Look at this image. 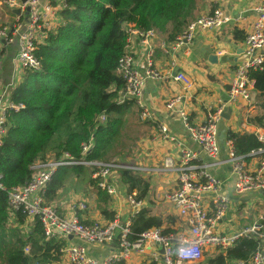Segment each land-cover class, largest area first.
<instances>
[{
    "label": "built area",
    "instance_id": "obj_1",
    "mask_svg": "<svg viewBox=\"0 0 264 264\" xmlns=\"http://www.w3.org/2000/svg\"><path fill=\"white\" fill-rule=\"evenodd\" d=\"M254 21L251 23L243 39L244 59L232 71L228 81L226 104L251 105L253 80L251 75L264 70V0H253ZM0 7L9 12L11 20L0 23V49L14 48L11 58L12 67L21 76L25 70H36L39 61L35 56V46L43 39V30L53 28L59 20L58 14L65 7L63 0H28L22 4L20 0H0ZM14 12H18L15 14ZM221 9L204 14L190 22L184 31L172 43L174 48L193 41L197 31H206L226 24ZM126 34L124 53L118 61L116 73L124 80L125 88L117 102L123 104L132 101L139 109L143 121L153 118L150 109L142 103V95L147 80L160 78V74L152 68L150 62L151 42L157 39V31H138L133 25L123 26ZM138 43L147 49L146 66L143 72L138 69L134 59L132 46ZM172 71V67L170 68ZM166 77L180 83L183 90L192 87L191 80L183 73ZM18 84V83H17ZM12 81L2 93L3 107L0 108V145L5 134V110L13 107L9 97L17 85ZM179 96L167 101L165 107L175 113L187 133L189 139L198 148L197 152L177 143L165 126L159 127V138L166 143L176 144L174 159L165 157L154 167L128 165L117 161L87 162L86 154L90 145L82 148L80 160H74L63 154L57 160L36 161L31 166V176L27 183L4 191L0 183V191L6 195L8 215L13 219L23 214L27 223L37 220L47 239L59 238L65 243L60 249L61 261L67 264H118L126 262L133 255L147 258L151 264H195L203 257L206 249L212 252L225 251L241 238H252L264 241L262 228L252 225L231 233L218 230V223L229 211V199L223 192L224 180L216 177L211 170L228 167V176L233 178V189L241 196L250 192H264V132L255 136L261 148L249 155V159L235 154L232 143L223 137L224 155L220 157L218 124L221 121L222 107L208 108L202 123L191 124L186 113L177 109ZM99 121H104L101 116ZM96 166L92 179L97 187L110 196H116L111 176L119 171H130L135 174L170 173L174 176V189L165 193V200L178 218L179 224L171 233L164 234L161 229L154 228L142 233L134 242H129L128 235L132 219L142 209V201L136 199V193H125L124 203L129 209L127 218H113L106 223H84L78 212H85L87 206L83 202L70 200L64 208L58 205L45 204V190L52 176L61 167ZM77 239L87 245L109 247L111 250L103 259L96 260L86 255L82 246L72 244L69 240ZM112 247V248H111ZM27 252V249H25ZM262 247L256 250L247 261H232L226 264H263Z\"/></svg>",
    "mask_w": 264,
    "mask_h": 264
},
{
    "label": "trees",
    "instance_id": "obj_2",
    "mask_svg": "<svg viewBox=\"0 0 264 264\" xmlns=\"http://www.w3.org/2000/svg\"><path fill=\"white\" fill-rule=\"evenodd\" d=\"M63 1L58 23L43 30V39L35 46L39 68L25 70L10 92V103L18 109L5 110V134L0 145V183L4 191L27 183L31 166L45 160L47 152H51L52 160L66 153L78 161L82 148L90 145L87 162L109 161L120 140L125 114L133 105L132 101L117 102L125 88L116 73L126 45L123 26L131 24L141 32L157 31L166 44H172L190 23L192 10L200 0ZM251 78L256 113L248 115L246 123L264 129V70L254 72ZM226 138L235 154L245 159L261 148L254 134L228 130ZM96 170L94 165L61 167L46 187L45 204L57 203L65 181L73 177L94 188L99 212L111 220L113 212L108 202L112 198L92 179ZM118 173L127 193L135 192L138 201L148 199L147 180L130 171ZM4 191H0V264H59L65 242L47 239L37 220L26 226L23 214L11 219ZM148 204L132 219L129 242L154 228L164 234L173 232L175 218L154 215L153 203L149 200ZM260 244L259 240L241 238L208 263L247 262Z\"/></svg>",
    "mask_w": 264,
    "mask_h": 264
},
{
    "label": "crops",
    "instance_id": "obj_3",
    "mask_svg": "<svg viewBox=\"0 0 264 264\" xmlns=\"http://www.w3.org/2000/svg\"><path fill=\"white\" fill-rule=\"evenodd\" d=\"M254 5L253 0H200L197 1L196 7L192 10L189 17L190 22L204 14L211 13L215 9H221L228 22L218 28L197 31L191 43L178 48H174L172 44H166L157 34V39L150 44V62L152 68L160 74V78L146 81L141 99L142 103L152 112L153 118L143 121L139 116V109L136 104H133L129 109L128 115L133 117V121L141 124L140 138L134 149L143 157L140 162L136 164L128 162V165H142L149 168L159 165L165 157L175 158V151L178 150V146L160 140L158 136L160 126H165L169 133L176 138L178 144L194 152L198 151L196 145L189 139L183 129L178 116L175 113H170L165 107L167 101L174 96L180 97V102L176 108L186 113L191 124L202 123L205 120L208 108L218 109L222 107L223 117L221 116V121L217 127L221 146L220 157L224 155L223 138L221 139L220 135L224 137L228 130L254 135L264 132L263 128L246 123L247 116L256 113V92L254 90L251 91V106L226 104L228 81L231 73L244 59L243 39L254 21L252 12ZM0 23H3V20H0ZM14 51V48L0 49V108L3 107L4 102L2 98L3 91L12 81L17 84L21 79L20 72L15 70L11 64ZM132 51L138 69L143 72L146 66L147 49L135 43L132 46ZM171 67L172 71H170ZM168 72L171 75L177 72L185 74L191 80L192 87L187 91L183 90L180 83L166 77ZM211 172L216 177L224 180L223 192L228 196L230 206L226 216L218 223V230L222 233H231L241 228L256 225L264 231V192L256 191L238 196L233 189V178L228 176V167H221V169L211 170ZM139 175L150 184L148 199L142 201V208L149 206L148 202L150 200L154 205L152 210L154 215L175 218L176 222L171 227L174 230L179 221L171 206L165 200V193L174 189L176 185L174 176L170 173L150 174L148 172ZM147 177H152L154 184L151 185ZM112 183L114 184V182ZM93 189V187H89V190ZM153 193L154 197L152 196ZM73 197L69 195L66 199L62 198L54 205L60 204L65 208L70 200H76V198L72 199ZM110 197L115 202V206L109 207L113 212V218L119 217L121 220L127 218L129 209L124 203V197L118 196L117 193L116 196ZM96 201L97 197L94 195L93 199L90 200V204L94 205ZM85 204L87 210L78 212L80 220L84 223H106L113 219L107 220L97 207L92 210L89 209L86 202ZM69 241L72 244L82 246L86 251V255L96 260L103 259L111 250L109 247L87 245L77 239ZM261 247L264 252V241L261 243ZM217 253L219 252L206 249L203 257L195 264H209L210 258L212 259ZM205 255L207 259H205ZM59 264L67 263L62 260ZM125 264L151 263L145 257L141 258L138 255H133Z\"/></svg>",
    "mask_w": 264,
    "mask_h": 264
},
{
    "label": "rangeland",
    "instance_id": "obj_4",
    "mask_svg": "<svg viewBox=\"0 0 264 264\" xmlns=\"http://www.w3.org/2000/svg\"><path fill=\"white\" fill-rule=\"evenodd\" d=\"M0 20L4 22H9L11 20V16L8 11L0 7ZM159 34V33H158ZM252 105V99H251ZM250 105V106H251ZM125 114V119L123 120V127L121 132V137L119 142L116 144L115 149L111 153V157L109 161H117L119 163L128 164L129 163H138L141 161L143 155L137 152L134 148L136 146V142L139 141L140 136V123L133 121V117L131 115ZM52 154L51 152H47L45 156V160H51ZM40 160V161H45ZM39 161V160H37ZM111 181L114 182V186L117 188L116 193L118 196H123L126 192L125 186L120 182L119 173H115L111 176ZM150 180L151 185L154 184L152 181V177H147ZM95 195V190H89V186L87 184H83L81 180L77 178L71 177L65 181L64 189L61 191V197L66 199L69 195L74 196L72 199L75 201L87 203L89 209L94 210L97 207V202H94V205L90 204V200L93 199ZM154 197V193L152 195ZM78 199V200H77ZM80 200V201H79ZM156 201V199H155ZM109 207L113 205L115 206V202L111 199L109 202ZM160 205V204H159ZM157 205V207H159ZM29 224L27 223L26 226ZM207 259V256H204Z\"/></svg>",
    "mask_w": 264,
    "mask_h": 264
},
{
    "label": "water",
    "instance_id": "obj_5",
    "mask_svg": "<svg viewBox=\"0 0 264 264\" xmlns=\"http://www.w3.org/2000/svg\"><path fill=\"white\" fill-rule=\"evenodd\" d=\"M28 0H20L22 4H25ZM15 14H18V12H14ZM223 117V114L221 115ZM220 138H223V135H220Z\"/></svg>",
    "mask_w": 264,
    "mask_h": 264
}]
</instances>
